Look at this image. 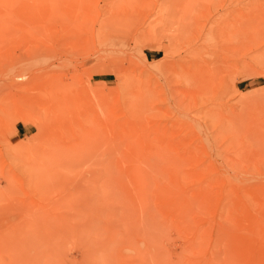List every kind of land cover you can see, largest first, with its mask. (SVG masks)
<instances>
[{
    "label": "rangeland",
    "instance_id": "1",
    "mask_svg": "<svg viewBox=\"0 0 264 264\" xmlns=\"http://www.w3.org/2000/svg\"><path fill=\"white\" fill-rule=\"evenodd\" d=\"M71 2L0 0V264H264V0Z\"/></svg>",
    "mask_w": 264,
    "mask_h": 264
},
{
    "label": "bare ground",
    "instance_id": "2",
    "mask_svg": "<svg viewBox=\"0 0 264 264\" xmlns=\"http://www.w3.org/2000/svg\"><path fill=\"white\" fill-rule=\"evenodd\" d=\"M66 1V0H65ZM70 2L72 1V0H69ZM91 0H74V1H72L71 2V4H67V5H69L68 7L66 6V8H64L62 5V7H60L59 8V10L60 11H65L66 13H69L70 15H75V16H73V17H77L78 15H79V12L81 11V10H83V7L85 6V4L87 3V4H89V2H90ZM199 2H200V0H175V2L173 3V5L172 4H170L171 6H173V7H175V9H177L178 8V10L179 9H185L184 7H187V5H189V4H195V5H197V4H199ZM64 4V3H63ZM125 5V4H124ZM127 5H129V4H126V6ZM168 5V4H167ZM88 6V5H87ZM97 7V6H96ZM87 8V7H86ZM86 8H84V9H86ZM89 8V7H88ZM53 9V8H52ZM58 9V8H57ZM62 9V10H61ZM97 9V8H96ZM197 9V8H196ZM55 10H56V8H55ZM88 10V9H87ZM128 10V9H127ZM84 11V10H83ZM130 11H132V10H130ZM235 11V10H234ZM36 12V11H35ZM162 13V12H161ZM69 14H68V16H69ZM129 14V13H128ZM82 15V14H81ZM83 16V15H82ZM128 16V15H127ZM71 17V16H70ZM234 20H237V18L234 16ZM232 19V18H231ZM180 20V19H179ZM74 22V21H73ZM74 26H76V25H74ZM65 28V27H64ZM70 29V28H69ZM67 32V31H66ZM76 33V32H75ZM78 33V32H77ZM98 33V32H97ZM68 37V36H67ZM69 38V37H68ZM81 39V38H80ZM246 39V38H245ZM73 41H75V40H73ZM253 47V46H252ZM180 65V64H179ZM231 68V67H230ZM235 70V69H234ZM245 70V69H244ZM244 70L242 71V72H244ZM248 70V69H247ZM177 71V70H176ZM251 71H253V70H250L249 71V73L250 74H252V72ZM229 72V71H228ZM246 72V71H245ZM257 72V71H256ZM199 74L201 75V77H200V79L201 80H199V81H202L201 83H203V85H206L207 84V75L205 74V73H203L202 71L201 72H199ZM257 74H258V72H257ZM255 75V74H254ZM248 77H249V75H247ZM251 76H253V75H251ZM256 76H258V77H260L261 75L259 74V75H256ZM255 76V77H256ZM242 77V76H241ZM198 78V77H197ZM222 80H223V78H222ZM204 81V82H203ZM235 81V80H234ZM206 82V83H205ZM198 83V82H197ZM13 84V83H12ZM11 84V85H12ZM202 85V86H203ZM199 86V85H198ZM205 87V86H204ZM209 88V87H208ZM197 89V88H196ZM194 90V89H193ZM207 91V90H206ZM236 92H239V93H243V92H240L239 90H237L236 89ZM226 107V106H225ZM219 109V108H218ZM227 113V112H226ZM263 113V112H262ZM215 117V116H214ZM244 118V117H243ZM254 118H255V116H254ZM185 121V120H184ZM238 121V120H237ZM243 121V120H242ZM261 121H262V119H261ZM224 123V122H223ZM261 125V124H260ZM264 141V140H263ZM260 143V142H259ZM169 146V145H168ZM164 148V147H163ZM253 159V158H252Z\"/></svg>",
    "mask_w": 264,
    "mask_h": 264
},
{
    "label": "crops",
    "instance_id": "3",
    "mask_svg": "<svg viewBox=\"0 0 264 264\" xmlns=\"http://www.w3.org/2000/svg\"><path fill=\"white\" fill-rule=\"evenodd\" d=\"M24 129V128H23ZM17 133H20V130L17 129Z\"/></svg>",
    "mask_w": 264,
    "mask_h": 264
}]
</instances>
